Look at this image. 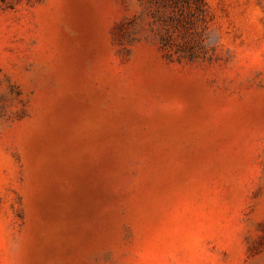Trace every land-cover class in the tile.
Returning <instances> with one entry per match:
<instances>
[{"label":"rangeland","instance_id":"374dc122","mask_svg":"<svg viewBox=\"0 0 264 264\" xmlns=\"http://www.w3.org/2000/svg\"><path fill=\"white\" fill-rule=\"evenodd\" d=\"M0 264H264V0H0Z\"/></svg>","mask_w":264,"mask_h":264},{"label":"trees","instance_id":"16d2710c","mask_svg":"<svg viewBox=\"0 0 264 264\" xmlns=\"http://www.w3.org/2000/svg\"><path fill=\"white\" fill-rule=\"evenodd\" d=\"M201 1V0H200Z\"/></svg>","mask_w":264,"mask_h":264}]
</instances>
